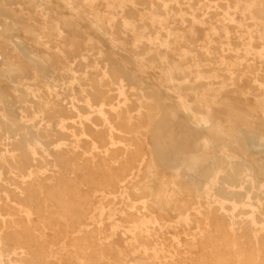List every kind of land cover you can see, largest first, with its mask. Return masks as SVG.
<instances>
[{"label":"bare ground","instance_id":"bare-ground-1","mask_svg":"<svg viewBox=\"0 0 264 264\" xmlns=\"http://www.w3.org/2000/svg\"><path fill=\"white\" fill-rule=\"evenodd\" d=\"M3 22L18 29L9 15ZM9 41L12 56L0 49V264H149L128 261L118 237L151 264H264V202L237 157L220 152L197 178L188 166L166 174L146 143L161 118L155 99L128 92L111 64L53 60Z\"/></svg>","mask_w":264,"mask_h":264},{"label":"rangeland","instance_id":"rangeland-1","mask_svg":"<svg viewBox=\"0 0 264 264\" xmlns=\"http://www.w3.org/2000/svg\"><path fill=\"white\" fill-rule=\"evenodd\" d=\"M6 15L18 31L5 29ZM0 22V49L10 56L9 39H18L53 60L112 65L128 92L155 99L161 118L146 143L166 174L188 166L197 178L214 156L229 153L252 171L264 202V0H0ZM155 32L163 36L161 47ZM26 128L22 139L31 142ZM244 133L253 135L254 146ZM192 157L198 160L189 164ZM52 241L56 252H65L60 238ZM116 243L128 261L151 264L119 237Z\"/></svg>","mask_w":264,"mask_h":264}]
</instances>
